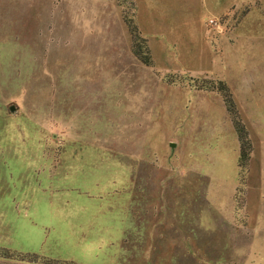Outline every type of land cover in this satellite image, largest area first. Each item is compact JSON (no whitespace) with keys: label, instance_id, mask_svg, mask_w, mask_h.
Listing matches in <instances>:
<instances>
[{"label":"rangeland","instance_id":"rangeland-1","mask_svg":"<svg viewBox=\"0 0 264 264\" xmlns=\"http://www.w3.org/2000/svg\"><path fill=\"white\" fill-rule=\"evenodd\" d=\"M0 264H264V0H0Z\"/></svg>","mask_w":264,"mask_h":264},{"label":"trees","instance_id":"trees-1","mask_svg":"<svg viewBox=\"0 0 264 264\" xmlns=\"http://www.w3.org/2000/svg\"><path fill=\"white\" fill-rule=\"evenodd\" d=\"M128 26L130 27L129 30H130V33L133 37L134 40H138L140 37H139V34L135 28L134 25L130 24V22H127ZM137 55L142 58V61L145 63V64H149V57H143V55L139 52H137ZM225 90V86H222V89H220L221 91L222 90ZM225 96V95H224ZM226 98V96H225ZM235 128H236V131H237V134H238V137H239V140L241 141V143L243 144V147L241 148V155H240V159H246L247 158V154L242 150L244 149L246 143H247V140H246V132L245 130L242 129V127H240V125L238 123H235Z\"/></svg>","mask_w":264,"mask_h":264},{"label":"crops","instance_id":"crops-1","mask_svg":"<svg viewBox=\"0 0 264 264\" xmlns=\"http://www.w3.org/2000/svg\"><path fill=\"white\" fill-rule=\"evenodd\" d=\"M143 35H144V34H143ZM145 37H146V36H145ZM150 46H151V49H152V51H153L155 45H151V44H150ZM112 240H113V239H112ZM100 242H106V241L101 240ZM108 242H109V239H108Z\"/></svg>","mask_w":264,"mask_h":264},{"label":"built area","instance_id":"built-area-1","mask_svg":"<svg viewBox=\"0 0 264 264\" xmlns=\"http://www.w3.org/2000/svg\"><path fill=\"white\" fill-rule=\"evenodd\" d=\"M210 24H216V21L214 19H209Z\"/></svg>","mask_w":264,"mask_h":264},{"label":"water","instance_id":"water-1","mask_svg":"<svg viewBox=\"0 0 264 264\" xmlns=\"http://www.w3.org/2000/svg\"><path fill=\"white\" fill-rule=\"evenodd\" d=\"M10 109L13 110L14 109L13 106H11ZM171 145H173V143H171Z\"/></svg>","mask_w":264,"mask_h":264}]
</instances>
